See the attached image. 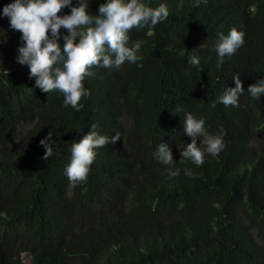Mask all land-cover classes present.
I'll return each mask as SVG.
<instances>
[{"label":"trees","instance_id":"1","mask_svg":"<svg viewBox=\"0 0 264 264\" xmlns=\"http://www.w3.org/2000/svg\"><path fill=\"white\" fill-rule=\"evenodd\" d=\"M104 2L89 0L90 14ZM141 2L169 12L129 32V46L144 41L142 67H93L76 111L16 62L21 33L2 15L14 0H0V264H24L23 254L28 264H264V96L247 92L264 79V0ZM233 28L244 45L218 66V34ZM193 55L200 65L190 64ZM236 75L239 106L212 107ZM187 113L224 143L202 166L180 155L191 143ZM90 130L120 140L95 149L87 179L73 187L71 145ZM48 134L54 151L43 159ZM161 143L178 176L156 159Z\"/></svg>","mask_w":264,"mask_h":264},{"label":"clouds","instance_id":"2","mask_svg":"<svg viewBox=\"0 0 264 264\" xmlns=\"http://www.w3.org/2000/svg\"><path fill=\"white\" fill-rule=\"evenodd\" d=\"M78 6H72V0H14L3 8L2 15L9 18L10 28L21 33L23 46L17 49V63L29 68V79H35V85L42 92L58 90L64 96V105L80 111L82 98L89 95L83 86L86 76H92L90 70L97 68L119 69L125 62L136 64L143 59L138 53L144 41H136L129 46V32L146 26H155L169 16L164 4L153 9L141 0H105L98 7L96 15L88 11L89 0H77ZM199 6V0L197 3ZM70 8V15L59 16L64 8ZM67 31L61 36L60 29ZM50 33V36H49ZM245 33L233 28L227 35L218 34L214 45L218 56V66L225 57H231L244 45ZM63 40V46L59 44ZM202 47V45L200 46ZM192 66L200 65L198 56L190 57ZM203 69H201L202 71ZM234 88H225L224 93L213 102L224 106H239V98L244 93L239 75L232 78ZM247 92L254 99L264 96V79L249 85ZM95 128V126H93ZM183 133L191 138V143L180 151L181 157L190 160L196 166L204 163L205 152L216 156L224 148L222 136H212L205 129L204 119H196L185 114ZM206 146L202 151L199 144ZM120 140L119 133L112 137L99 135L90 130L77 143L71 145V160L65 168V175L75 187L87 179L90 165L95 159V149L115 144ZM53 141L48 134L40 144L45 149L43 159L53 155ZM156 159L169 166L168 175L175 177L179 169L172 170L174 161L167 144H158L154 153ZM185 175L195 178L190 169Z\"/></svg>","mask_w":264,"mask_h":264},{"label":"rangeland","instance_id":"3","mask_svg":"<svg viewBox=\"0 0 264 264\" xmlns=\"http://www.w3.org/2000/svg\"><path fill=\"white\" fill-rule=\"evenodd\" d=\"M21 259H22V263H24V264H28V257L26 256V255H21Z\"/></svg>","mask_w":264,"mask_h":264}]
</instances>
